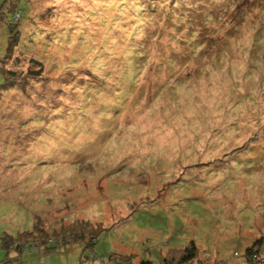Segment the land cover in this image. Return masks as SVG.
<instances>
[{"label": "rangeland", "instance_id": "rangeland-1", "mask_svg": "<svg viewBox=\"0 0 264 264\" xmlns=\"http://www.w3.org/2000/svg\"><path fill=\"white\" fill-rule=\"evenodd\" d=\"M28 1L19 41L58 69L29 103L0 94V264L159 263L190 242V264L263 256L264 0ZM143 4L161 8L130 14Z\"/></svg>", "mask_w": 264, "mask_h": 264}, {"label": "trees", "instance_id": "trees-1", "mask_svg": "<svg viewBox=\"0 0 264 264\" xmlns=\"http://www.w3.org/2000/svg\"><path fill=\"white\" fill-rule=\"evenodd\" d=\"M17 1L18 0H9V1L5 0L4 3L0 6V24L6 26V29H7L8 34H9L8 43H7V46H6V49H5V53L0 57V79H1V82H0V94H2V95L5 94V93L6 94H11V93L19 90L21 92V94L24 95L22 100L23 101H27V103H29L30 101L33 100L32 98H30L29 87L32 84H35L37 79L41 78L43 72L46 69H48V73L50 74L54 69L57 70L58 68H56L54 66V61L52 60L51 54L46 53L47 50H45V53H46V55H45V53H41L42 49H41V51H38V49L36 48V45L38 43L37 41H39V38L37 40L36 39H29L30 41H27V39H24V37H23L24 41L23 42L19 41L21 36L24 34V32L22 30V27L24 25L21 26L20 23H19L22 20V18H23L24 11H25V15H26L28 20L30 19L35 24H37V23L35 22V20L31 19L30 15L26 14V12H27L26 8H27V6L29 5L30 2L28 0L24 1L23 5H24L25 8L22 11L16 5ZM6 2L9 4V8H8V6L4 7V4ZM20 2H21V0H20ZM38 4L39 5H38V8H37V11H38L37 14H39V12L42 9L41 1ZM57 4L59 5V3H57ZM160 8L161 7H158V5H156L155 8H154V7H151L149 5L146 6L145 4H143L142 6H140V8L138 6H136L134 9H132L129 12H130V14L131 13H139V12L140 13L141 12H145V14H148V13L152 12L151 9H160ZM168 9H169V6H166V8H163L161 11L168 10ZM4 11L9 12L11 14L12 22L8 23V22L5 21V13H4ZM124 13H127V11H125V12L121 11L118 14V16L120 17ZM18 20H19V22H18ZM37 20H38V17H37ZM141 25H142L141 23L136 22V21H132V22L129 21L128 22V29L133 27V28H131V30H129V34H130L131 37L135 38V36H136L135 31L137 29V26H141ZM98 33L101 34V31H99ZM102 33H104V31ZM119 33H122V32H119ZM100 34H99V36H100ZM104 34L106 35L107 38L105 37V39L102 40V42H103L102 46L103 47H108L109 45H113L112 42H111L112 36L116 35L113 32V28L108 29ZM85 36L86 35H82V37L80 36L79 40L83 39V40L87 41ZM94 36H95L94 34L90 35L91 38H94ZM121 40H122V36H121ZM49 41H50L49 44H51L53 46L60 45L61 41H62L63 44H66V43H70L71 44V43H73L72 40L68 41V40L63 39V38L61 40L60 39L56 40V39L51 38ZM88 42H90V40L87 41V44H89ZM92 42H93V40L91 41V45L94 46V42L93 43ZM43 44L46 45L47 44L46 41ZM84 44H86V43H84ZM106 44H109V45H106ZM45 45H43V46H45ZM29 46H31L30 50L29 49H28V51L25 50V48L26 47L28 48ZM21 48H23L25 50L24 53L26 55H23L20 58L19 54H18V56H16V54H17L16 52L21 51ZM139 60H140V62L143 61L141 59V57H139ZM25 66H27V71L23 72V68ZM127 67L128 68L131 67V64L128 65ZM30 107L31 108H30V111H28V115H32L33 114V107L31 105H30ZM32 228H35V223H33V227ZM33 231H34V229L31 232L21 233L20 236L23 237V238L24 237L25 238L26 237L29 238V236L31 234L33 235ZM3 239H6V238H3ZM5 241L6 240H4L2 242V245H5V243H4ZM95 242H96V240H95V237H94L92 242L86 241L85 245H86V247H87V245L92 247L95 244ZM261 242H262V239H259L258 242L255 244L257 246V250H260ZM15 247H14V249H16ZM252 247L253 246H249L246 249V261L249 264H264V255L262 256L261 254H259L260 253L259 251L258 252L254 251ZM26 248H30L29 245L26 246ZM87 250H89V249H87ZM20 251H22V250H20ZM174 251L175 252L176 251H181V256L178 257V258L170 257L168 259V257H167L168 254L171 253V252H174ZM197 254H198L197 246L195 245V243L190 242V243H188L186 245V247L184 249L173 250V251L169 250L165 254V256L163 257L162 261L159 262V263H154V262H150V261H142L139 264H190L193 261L197 260V258H198V257H196ZM259 257L262 260L257 259ZM124 262L126 264H132L131 261L130 262L124 261ZM197 262H201V261L197 260ZM108 263H111V261L108 260L104 264H108ZM116 264H119V263L116 262Z\"/></svg>", "mask_w": 264, "mask_h": 264}]
</instances>
